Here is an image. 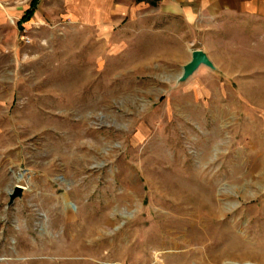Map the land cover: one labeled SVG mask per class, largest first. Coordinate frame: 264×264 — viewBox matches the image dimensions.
Here are the masks:
<instances>
[{
    "label": "rangeland",
    "instance_id": "obj_1",
    "mask_svg": "<svg viewBox=\"0 0 264 264\" xmlns=\"http://www.w3.org/2000/svg\"><path fill=\"white\" fill-rule=\"evenodd\" d=\"M152 1L0 0V264H264V17Z\"/></svg>",
    "mask_w": 264,
    "mask_h": 264
},
{
    "label": "crops",
    "instance_id": "obj_2",
    "mask_svg": "<svg viewBox=\"0 0 264 264\" xmlns=\"http://www.w3.org/2000/svg\"><path fill=\"white\" fill-rule=\"evenodd\" d=\"M28 4L24 7V9L19 12V20L17 21V27L21 28L24 23H31V21L37 18V7L39 0H35V5L33 9V13L31 14L30 18L22 22V17L25 15L27 10L32 4L33 0H27ZM50 1V0H46ZM84 0H81L83 2ZM146 1V0H145ZM160 1V11L162 14H169V13H179L184 16H189L192 13L190 12L189 8L180 7V0H174L172 6L165 7L163 3L165 0H155L152 1L154 5H156ZM144 2V1H143ZM162 2V5H161ZM199 3L198 9H201L202 12H205L206 15L211 17H239V16H255V17H264V0H197ZM142 3V2H140ZM151 6H154L150 4ZM84 9V4L80 5V9ZM100 3L99 0H96V3L93 5V16H101L100 12ZM72 12L71 14H78L76 10L70 9ZM76 12V13H75ZM5 11L0 9V30H3L5 26Z\"/></svg>",
    "mask_w": 264,
    "mask_h": 264
},
{
    "label": "water",
    "instance_id": "obj_3",
    "mask_svg": "<svg viewBox=\"0 0 264 264\" xmlns=\"http://www.w3.org/2000/svg\"><path fill=\"white\" fill-rule=\"evenodd\" d=\"M200 66L214 69L208 57L200 50H194L190 54V60L183 66L180 82L187 80ZM18 191V190H17Z\"/></svg>",
    "mask_w": 264,
    "mask_h": 264
},
{
    "label": "trees",
    "instance_id": "obj_4",
    "mask_svg": "<svg viewBox=\"0 0 264 264\" xmlns=\"http://www.w3.org/2000/svg\"><path fill=\"white\" fill-rule=\"evenodd\" d=\"M134 1L136 3H140V2H143L145 0H134ZM151 4L154 5L153 2H151ZM34 5H35V0L32 1L31 6L29 7V9L25 13V15L22 17V20H21L22 22H25L30 18L31 14L33 13Z\"/></svg>",
    "mask_w": 264,
    "mask_h": 264
},
{
    "label": "bare ground",
    "instance_id": "obj_5",
    "mask_svg": "<svg viewBox=\"0 0 264 264\" xmlns=\"http://www.w3.org/2000/svg\"><path fill=\"white\" fill-rule=\"evenodd\" d=\"M23 189V188H22ZM187 241H190V240H187Z\"/></svg>",
    "mask_w": 264,
    "mask_h": 264
}]
</instances>
